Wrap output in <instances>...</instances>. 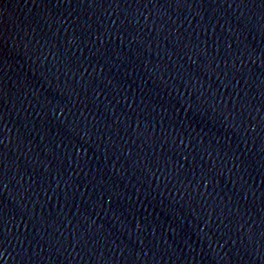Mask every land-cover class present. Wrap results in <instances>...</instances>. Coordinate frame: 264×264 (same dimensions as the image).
Masks as SVG:
<instances>
[{"label": "water", "instance_id": "water-1", "mask_svg": "<svg viewBox=\"0 0 264 264\" xmlns=\"http://www.w3.org/2000/svg\"><path fill=\"white\" fill-rule=\"evenodd\" d=\"M0 264H264V0H0Z\"/></svg>", "mask_w": 264, "mask_h": 264}]
</instances>
